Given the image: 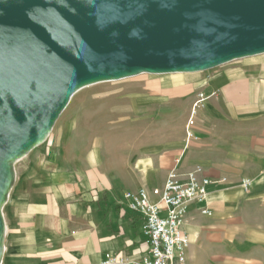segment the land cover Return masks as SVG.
<instances>
[{
  "label": "crops",
  "instance_id": "crops-1",
  "mask_svg": "<svg viewBox=\"0 0 264 264\" xmlns=\"http://www.w3.org/2000/svg\"><path fill=\"white\" fill-rule=\"evenodd\" d=\"M174 88L194 95L185 127L198 94L207 98L194 118L197 140L187 144L185 129L178 145L150 149L129 181L97 198L76 171L56 166V177L47 179L56 191L11 205L5 264H104L118 254L127 264L140 262L149 252L145 221L122 195L163 188L175 167L183 179L202 168L210 181L206 199L188 206L183 231L190 247L175 264H264V55Z\"/></svg>",
  "mask_w": 264,
  "mask_h": 264
},
{
  "label": "water",
  "instance_id": "water-1",
  "mask_svg": "<svg viewBox=\"0 0 264 264\" xmlns=\"http://www.w3.org/2000/svg\"><path fill=\"white\" fill-rule=\"evenodd\" d=\"M264 55V0H0V264L14 165L79 91Z\"/></svg>",
  "mask_w": 264,
  "mask_h": 264
},
{
  "label": "rangeland",
  "instance_id": "rangeland-1",
  "mask_svg": "<svg viewBox=\"0 0 264 264\" xmlns=\"http://www.w3.org/2000/svg\"><path fill=\"white\" fill-rule=\"evenodd\" d=\"M245 61L198 74L140 75L76 93L47 141L14 165L15 183L2 211L6 230L12 204L22 199L35 204L56 191V183L47 179L56 177L60 164L96 187L89 192L93 198L114 184L129 181L136 162L147 157L150 149L178 145L182 138L189 96L194 95H188L189 89L171 87ZM7 239L6 232L5 246ZM7 256L5 250L2 264Z\"/></svg>",
  "mask_w": 264,
  "mask_h": 264
},
{
  "label": "built area",
  "instance_id": "built-area-1",
  "mask_svg": "<svg viewBox=\"0 0 264 264\" xmlns=\"http://www.w3.org/2000/svg\"><path fill=\"white\" fill-rule=\"evenodd\" d=\"M206 100L205 95L201 93L193 104L192 114L186 126L187 144L197 140L193 132L194 118L196 110ZM202 174V168H196L183 179L175 167L170 171L163 188L153 189L151 192L141 189L123 193V204L145 221L144 236L149 252L136 264H175L177 258L182 259L190 247V240L183 231L188 206L203 202L208 195L210 181L203 178ZM244 186L251 189L253 184L248 180L244 182ZM152 196L157 198L158 202H153ZM104 264H127V259L122 254L111 255Z\"/></svg>",
  "mask_w": 264,
  "mask_h": 264
}]
</instances>
